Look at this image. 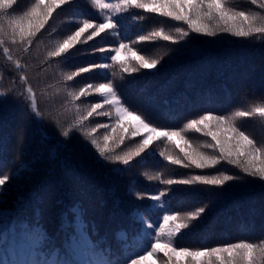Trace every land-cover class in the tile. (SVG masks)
Returning <instances> with one entry per match:
<instances>
[{
  "label": "snow or ice",
  "instance_id": "1",
  "mask_svg": "<svg viewBox=\"0 0 264 264\" xmlns=\"http://www.w3.org/2000/svg\"><path fill=\"white\" fill-rule=\"evenodd\" d=\"M87 3L102 19L90 11L81 14L83 18L73 13L70 31L45 45L40 55L33 56V49L51 26L53 14L65 6L69 9L82 6L77 0H34L26 10H19L20 0H0V55L9 65L5 72L9 84L6 91H0V103L10 97L20 105L22 116L30 114L38 123L45 117L55 121L52 126H59V136L64 139L56 140L49 150V160L53 169L59 166L67 175L76 177L78 174L68 169L65 160L57 158L62 149L70 151L65 141L75 138L76 133L85 141L81 149L93 164L103 167L106 162L120 166L107 169L110 174L126 172L134 160L143 159L156 143L166 146L159 151L166 165L197 171L169 178L160 173L148 176V180L164 186L134 194L135 200L150 201L148 204L133 201V192L128 190L130 228L115 233V247L107 242V236L99 237L95 223L86 221V209L78 201L66 206L61 213L63 237L59 245L53 246L47 243L52 238L40 222L39 208L34 210L33 223L23 222L19 226L8 221L10 211L0 210V224L6 226L7 234L17 245L30 247L37 257L22 262L6 259L0 264H264V243L230 242L197 249L176 244L184 230L193 227L208 211L212 201L221 194L219 190L232 182L246 183L245 177L264 181V146L237 124L238 118L243 117L264 120V104H254L250 110L236 111L232 115L205 110L196 118L187 119L183 127L169 129L158 126L146 114L128 105L112 80L78 86L81 81L77 79L94 72L106 77L108 70L116 77L118 73L123 76L157 68L162 56L149 58L141 54L142 49L138 51L135 47L146 42L187 45L192 34L208 38L210 44L219 42L217 38L224 34L264 42V0H239V3L237 0H116L115 3L87 0ZM241 3L252 7H241ZM131 10L154 14L177 26L174 31L159 27L125 42L127 31L121 33V29L124 28V14ZM133 18L145 19L138 13ZM107 34L119 35L120 42L112 46L100 45L99 41ZM49 37L52 38L51 33ZM84 45L88 47H78ZM174 50L182 51L180 47ZM96 54H100V62L92 61L75 66V70H64L70 67L71 58ZM3 68L4 65H0V70ZM36 72L42 73L44 79L37 76L34 86L31 77ZM53 87L61 97L60 106L45 113L40 101ZM97 117H105L107 122ZM24 132L25 126L20 123L17 129L20 145ZM40 132L43 140L50 138L43 128ZM188 133H198L207 139L194 143ZM128 142L134 146H129ZM223 164L236 168L243 175L209 171ZM15 178V172L11 176L0 172V201L4 186ZM197 185L205 189L206 202L188 211L171 207L174 186ZM213 189L218 191H211ZM22 201L23 197H19L16 203ZM94 236L99 239H93ZM76 255L81 259L76 260Z\"/></svg>",
  "mask_w": 264,
  "mask_h": 264
},
{
  "label": "trees",
  "instance_id": "2",
  "mask_svg": "<svg viewBox=\"0 0 264 264\" xmlns=\"http://www.w3.org/2000/svg\"><path fill=\"white\" fill-rule=\"evenodd\" d=\"M33 2L34 0H20L19 10H26ZM77 2L82 7L69 9L65 6L53 14L51 26L33 49V56L40 55L45 45L63 38L70 31L73 13L83 18L81 14L90 11L92 15L102 19L87 0ZM110 2L115 3L116 0ZM240 6L252 7L244 3ZM137 13L145 19H134L133 16ZM175 26V22L165 21L154 14L131 10L124 14L121 33L127 31L125 42H129L138 34L146 35L159 27L174 31ZM49 33L52 34L51 39ZM207 40L206 37L192 34L187 45H165L160 41L135 45L138 51L143 50L141 54L149 58L163 57L157 68L123 76L118 73L116 77L112 76L111 70L107 71L106 77L98 72L89 73L77 78L81 81L78 86L112 80L128 105L146 114L158 126L169 129L183 127L187 119L196 118L205 110H211L214 114L232 115L236 111L250 110L254 104H264V99L261 98L264 97V42L253 38L237 39L226 34L218 37L217 43L210 44ZM118 42L119 35L107 34L99 44L112 46ZM78 47L87 48L88 45ZM176 47H180L182 51H175ZM100 59V54L76 56L70 59V67L64 70H75V66L92 61L100 62ZM108 62L111 63L110 60ZM0 65H4L0 70V91H6L9 81L5 72L9 65L2 55ZM37 76L44 79L42 73H34L31 77L34 86ZM60 100L56 89L49 88L45 98L40 101L41 110L45 113L49 109L55 110L60 106ZM165 100L168 104L164 103ZM96 119L107 122L105 117ZM20 123L25 126L22 145L18 144L17 136ZM54 123L47 117L38 123L30 114L22 116L20 105L13 98H6L0 103V172L10 176L16 173V178L4 186L0 210L10 211L8 221L19 226L23 222L33 223L34 210L39 208L40 222L52 238L47 242L49 246L61 243V213L66 206L78 201L86 209V221L95 223L99 237L107 236V242L115 247V233L130 228L131 205L130 198L126 195L128 190L133 192V201L148 204L151 202L135 200L134 194L137 191L147 193L164 187L158 181L148 180V176L160 173L169 178L187 176L197 171L166 165L159 156V151L166 146L156 143L149 149L148 155L134 160L126 172L121 175L110 174L107 169L120 166L106 162H103V167L93 164L81 149L85 141L76 133L75 138L65 141L70 151L62 149L57 158L58 161L65 160L68 169L78 174L76 177L67 175L59 166L53 169L49 160V150L56 140L64 139L59 136V126H52ZM237 124L258 144L264 146V120L259 117H243L238 118ZM41 128L50 137L48 140L42 139ZM102 133L103 130L101 135ZM187 135L194 143L207 139L198 133ZM128 143L129 146H134L132 142ZM209 171L213 174L224 171L243 175L227 164ZM245 180L246 183L232 182L219 190L221 194L212 201L208 211L194 222L193 227L184 230L176 244L197 249L223 246L230 242L264 243V181L249 177H245ZM19 197H23V201L17 204ZM206 199L207 193L203 186H174L170 205L174 209L188 211L206 202ZM99 237L94 236L93 239ZM120 243L122 245L123 241ZM36 258L30 247L17 245L11 235L7 234L6 226L0 224V261L10 259L22 262ZM75 259L80 260L81 257L76 255Z\"/></svg>",
  "mask_w": 264,
  "mask_h": 264
}]
</instances>
